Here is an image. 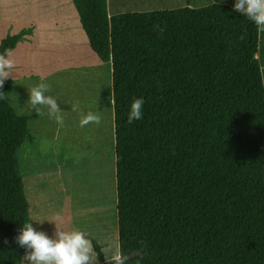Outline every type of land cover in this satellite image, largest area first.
<instances>
[{
	"label": "trees",
	"instance_id": "trees-1",
	"mask_svg": "<svg viewBox=\"0 0 264 264\" xmlns=\"http://www.w3.org/2000/svg\"><path fill=\"white\" fill-rule=\"evenodd\" d=\"M73 4L90 48L110 66L114 212L126 264H264L255 23L225 3L112 15L108 0ZM29 29L2 38L0 54L12 53ZM14 88L9 78L0 91ZM137 98L142 118L128 124ZM35 116L0 100V264L24 261L15 237L31 209L19 152L37 145Z\"/></svg>",
	"mask_w": 264,
	"mask_h": 264
},
{
	"label": "rangeland",
	"instance_id": "rangeland-1",
	"mask_svg": "<svg viewBox=\"0 0 264 264\" xmlns=\"http://www.w3.org/2000/svg\"><path fill=\"white\" fill-rule=\"evenodd\" d=\"M180 1L140 0L136 6L133 0H125L130 5L128 11L188 4V0ZM13 18L16 21L9 20ZM26 18L41 21L30 25ZM0 25V38L30 28L28 40L25 37L12 51L16 67L10 79L15 88L7 96L20 113L36 114L30 127L37 145L25 144L19 152L30 222L37 231L55 238L56 222L51 219L59 216L64 230L82 231L100 245L102 252L108 251L119 245L109 63L90 48L85 31L84 41L78 33L75 38L77 15L71 12L68 0H0ZM82 43L83 49H71ZM41 77L51 89L46 95L56 99L61 108L62 127L48 115H38L28 104L29 90L41 82ZM74 104H79V111L72 110ZM88 112L99 114L101 123L81 127V116Z\"/></svg>",
	"mask_w": 264,
	"mask_h": 264
},
{
	"label": "clouds",
	"instance_id": "clouds-1",
	"mask_svg": "<svg viewBox=\"0 0 264 264\" xmlns=\"http://www.w3.org/2000/svg\"><path fill=\"white\" fill-rule=\"evenodd\" d=\"M234 11L247 17L255 23L258 30H264V0H235ZM10 50H5L0 54V89L3 88L6 79L13 78V70L16 67L14 59L11 58ZM50 86L41 82L29 90L28 104L38 115H48L54 119L58 126H63L64 118L61 108L56 99L51 95H46L50 91ZM0 100H7V96L0 91ZM115 105V97L109 99ZM143 98L134 99L130 105L127 123L142 118ZM46 108L45 113L42 109ZM73 111H79V104L72 105ZM102 117L99 114L88 112L81 116L79 121L81 127L90 123L100 124ZM56 222L55 238H50L45 232L37 231L30 221H26L20 233L15 237L16 243L25 248L23 256L27 264H97L98 253L94 250L91 239L79 230L66 231L59 225L60 217L51 219ZM7 243V241H5ZM105 264H126L130 258L125 255L119 245L104 251Z\"/></svg>",
	"mask_w": 264,
	"mask_h": 264
},
{
	"label": "crops",
	"instance_id": "crops-1",
	"mask_svg": "<svg viewBox=\"0 0 264 264\" xmlns=\"http://www.w3.org/2000/svg\"><path fill=\"white\" fill-rule=\"evenodd\" d=\"M133 1H134V4H136V6L139 5L140 0H133ZM189 1H191V0H188V3H189ZM194 1L197 2L195 5H192V3L190 2V5L193 7L205 6L203 4L204 0H194ZM176 2L178 3V2H182V1L176 0ZM58 3H62V1H58ZM211 3H225V4H228L232 7H234L235 0H222V1L221 0H219V1L211 0V1L207 2L206 5L211 4ZM68 4L71 7V12L74 15L75 14L77 15V32L75 33L76 34L75 38H77V33H78L80 35L79 38H81L82 41H84L83 38L85 37V33H84V30H83L82 25L80 23V20H79L78 14H77V10L73 4V0H68ZM128 10H130V5L128 2L126 3L125 0H108V11H109L110 15L128 12ZM136 10H141V9H132V11H136ZM141 11H143V10H141ZM30 15H34V14H30ZM9 20L10 21H16V18L9 19ZM39 21H41L40 18L37 20H32V19L26 18V24L28 22H30V23H28L30 25H33V23H37ZM1 26L2 25H0V27ZM29 37H31V36H29ZM1 39L2 38H0V41H1ZM25 40H28L27 36H26ZM25 42H26L27 48L30 49L29 42H27V41H25ZM51 47L52 46H49L48 49L50 50ZM83 47H84V44L82 43L80 45L77 44V47H75V45H72L71 49L77 52V49L81 50V49H83ZM63 50H65V48ZM255 58L258 59L259 64L261 66V72H262L263 83H264V30H259V47H258L257 53L255 54Z\"/></svg>",
	"mask_w": 264,
	"mask_h": 264
}]
</instances>
